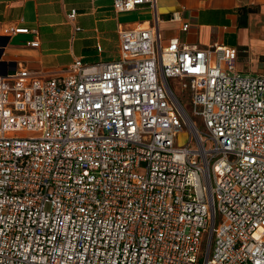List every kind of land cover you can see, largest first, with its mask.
I'll use <instances>...</instances> for the list:
<instances>
[{
    "label": "built area",
    "instance_id": "built-area-1",
    "mask_svg": "<svg viewBox=\"0 0 264 264\" xmlns=\"http://www.w3.org/2000/svg\"><path fill=\"white\" fill-rule=\"evenodd\" d=\"M142 5L116 59L0 76V264H264V74L112 2Z\"/></svg>",
    "mask_w": 264,
    "mask_h": 264
},
{
    "label": "crops",
    "instance_id": "crops-1",
    "mask_svg": "<svg viewBox=\"0 0 264 264\" xmlns=\"http://www.w3.org/2000/svg\"><path fill=\"white\" fill-rule=\"evenodd\" d=\"M113 0H0V26L29 32L0 36V76L18 64L43 73L81 58L90 64L118 57V29L152 19L148 5L116 12ZM163 40L185 45L226 44L236 49L235 67L264 74V0H155ZM71 10L75 15L70 18ZM173 14L177 18H173ZM188 22L187 31L181 25ZM38 39V46L27 41Z\"/></svg>",
    "mask_w": 264,
    "mask_h": 264
},
{
    "label": "rangeland",
    "instance_id": "rangeland-1",
    "mask_svg": "<svg viewBox=\"0 0 264 264\" xmlns=\"http://www.w3.org/2000/svg\"><path fill=\"white\" fill-rule=\"evenodd\" d=\"M166 42H167V40L164 39V40H163V43H166ZM186 93H187V92L182 93V95H181V100H182V103H183V104L186 106V108L188 109V108H189V107H188V104H189V98H188V96H187ZM192 116H193L194 120L196 121L198 128H199L200 130H202L203 127H202L201 118H200L199 116H197V115H192ZM177 140H178V144H184V143L188 140V132H187V128H186V127H184L183 131H181V132L178 134V136H177ZM201 260H202V257H199V258H198V261H197L196 264H200Z\"/></svg>",
    "mask_w": 264,
    "mask_h": 264
}]
</instances>
